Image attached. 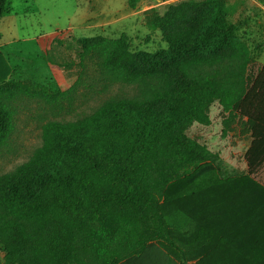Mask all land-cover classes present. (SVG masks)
Here are the masks:
<instances>
[{
	"label": "trees",
	"instance_id": "obj_1",
	"mask_svg": "<svg viewBox=\"0 0 264 264\" xmlns=\"http://www.w3.org/2000/svg\"><path fill=\"white\" fill-rule=\"evenodd\" d=\"M142 0H128L131 8ZM8 11L0 0V19ZM224 0H186L153 15L166 49L132 51L129 40H76L51 64L63 91L15 81L0 51V148L14 126L12 102L70 106L78 86L114 94L73 120L41 129L31 158L0 176V264H264V65L251 67ZM89 71V76H88ZM223 119L249 137L246 172L228 174L217 153L187 136Z\"/></svg>",
	"mask_w": 264,
	"mask_h": 264
},
{
	"label": "rangeland",
	"instance_id": "obj_2",
	"mask_svg": "<svg viewBox=\"0 0 264 264\" xmlns=\"http://www.w3.org/2000/svg\"><path fill=\"white\" fill-rule=\"evenodd\" d=\"M182 1L186 0H142L131 8L128 0H7L8 11L0 19V51L12 68L9 79L40 84L51 91L66 90L75 78L66 79L51 61L57 59L59 50L76 59L79 38H118L124 34L132 51L153 53L166 49L162 34L151 28L150 19ZM224 2L237 38L248 48L252 69L260 67L264 54V12L259 6L264 0ZM90 84V79L85 78L70 106L64 102L61 108H53L26 97L12 102L14 126L0 148V176L31 158L41 144V129L46 122L73 120L76 114L89 112L114 94L128 93L123 87L113 86L105 94L97 95L95 91L101 86L96 81L91 90ZM208 115L210 125L194 123L187 136L217 153L228 174L246 172L244 151L248 137L240 136L236 120L223 119L228 114L221 111L217 102L210 106ZM253 177L264 184V165Z\"/></svg>",
	"mask_w": 264,
	"mask_h": 264
},
{
	"label": "crops",
	"instance_id": "obj_3",
	"mask_svg": "<svg viewBox=\"0 0 264 264\" xmlns=\"http://www.w3.org/2000/svg\"><path fill=\"white\" fill-rule=\"evenodd\" d=\"M259 8H260L261 12H264V4H260ZM261 15H262V13H261ZM262 17H263V15H262ZM263 19H264V17H263ZM263 65H264V54L262 55V64H261V66H263ZM249 144H250V138L248 137V145H247L245 151L249 147ZM245 151H244V153H245Z\"/></svg>",
	"mask_w": 264,
	"mask_h": 264
}]
</instances>
